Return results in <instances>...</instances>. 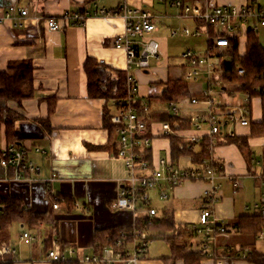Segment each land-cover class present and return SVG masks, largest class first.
<instances>
[{
  "label": "crops",
  "instance_id": "0c3cea01",
  "mask_svg": "<svg viewBox=\"0 0 264 264\" xmlns=\"http://www.w3.org/2000/svg\"><path fill=\"white\" fill-rule=\"evenodd\" d=\"M173 1L125 0L130 7L149 10L156 25L155 30L144 36V39L156 40V56L149 60L151 66L149 62L147 68L130 69L136 83L135 100L148 105L147 111L141 110L138 114L146 121V133L150 134L152 162L161 157L168 158L170 154L169 137L160 135L162 122L170 123L175 136H207L206 130H196L191 125L174 127L170 122L172 114L169 105L157 99L167 79H185L188 65L182 58V52L186 49L203 52L207 46L204 35L206 27L191 16H177L180 10ZM182 1H198L210 6L242 5L249 0ZM121 2L122 0H0L3 8L11 3L28 10L26 16L19 17V23L14 17L0 21V71H4L11 60L30 59L33 65V93L31 97L21 99L20 103L11 99L0 100V106L4 112L7 110L14 116L15 141L27 150L28 158L39 167V172L30 180L18 181L11 179V168L0 164V197L15 196L21 200L25 209L44 213L46 217L35 229L11 223L7 227V234H0V244L6 243L15 248V254L9 257L12 264H52L47 258V250L52 247L54 240L59 243L62 253L68 245H73L74 252L68 256L74 260L84 255L102 253V249L95 252L94 233L101 229L126 227L132 222L133 215L130 211L111 207L119 188L127 184V170L123 161L115 155V149L105 146L110 139L103 116L106 101L88 95L87 77L83 69L88 56L111 68L126 69L125 49L115 44V37L124 32V19L118 15H102L98 12L100 8L111 10ZM256 3L262 5L259 0ZM66 10L84 13L85 23L64 24L61 16ZM47 16L58 18L62 27L49 29L45 24ZM257 25L259 41L264 46V24ZM183 28L197 29L201 34H185ZM245 43V33L239 34L240 52L245 50ZM175 54L182 59L181 62L170 61V57L176 56ZM221 59L228 60V57ZM217 73L216 70L215 77L218 79ZM186 81L191 95L199 94L207 85L203 76ZM213 95H225L220 102L215 101L216 109L223 113L234 110L246 98V94L238 91L236 84L232 82L224 86L221 83L219 86L215 85ZM236 96H240V99L236 100ZM189 99L176 102L180 108L179 116L185 119L206 109L203 101L191 103ZM250 101L251 120L257 121L261 114L259 99L253 98ZM107 107L110 113L117 110L114 101L109 102ZM249 127L227 124L223 130L233 128L234 134L246 135L250 131ZM116 138L117 136L114 137ZM248 141L254 156L261 155L264 136L249 137ZM7 143L5 126L2 125L0 152ZM198 148V144L194 146L195 150ZM212 152L222 164L217 178L221 186V197L215 210L224 217L228 227L227 235L220 238L219 245L246 248L247 238L235 230L233 232L229 226L241 215L257 213L253 203L260 198V182L250 175L249 167L235 144L215 145ZM173 163L190 165L189 156L180 155ZM52 173L57 177L47 182L45 179ZM230 173L238 175L241 180V187L236 191L232 189L227 177ZM206 186L201 180H185L169 191L165 200L154 197L153 205L158 212L164 206L170 208L176 222H193L197 219L201 196ZM54 196L62 198L57 208L52 206ZM63 198L70 199L71 203L68 204ZM74 202L78 205H74ZM86 206L87 211L84 209ZM139 215H134L137 223L140 222ZM13 224L16 231L11 234ZM23 231L31 233L33 238L20 239ZM255 247L264 252V229L262 237L256 238ZM168 255V246L165 249L153 246L147 251L145 264H183L181 259L166 260ZM76 263L91 264L79 260ZM201 263L215 264V261L206 258ZM221 264L252 263L243 258L227 257L222 259Z\"/></svg>",
  "mask_w": 264,
  "mask_h": 264
},
{
  "label": "built area",
  "instance_id": "2783aa9c",
  "mask_svg": "<svg viewBox=\"0 0 264 264\" xmlns=\"http://www.w3.org/2000/svg\"><path fill=\"white\" fill-rule=\"evenodd\" d=\"M173 4L180 10L177 16H191L206 27L207 46L203 52L186 49L182 57L186 60L188 71L184 75L186 80H197L204 77L206 87L198 96H192L191 103L203 101L206 104L205 111L191 114L188 119L191 127L196 130H206L210 143L214 142L217 135H233L232 129L223 130L224 126L248 125L251 117L249 108L250 98L247 95L243 103L237 105L234 110L219 112L215 107L213 99V88L220 85L221 80L215 77L218 71L216 58L210 53V48H221L227 44V38L211 36L208 25H215L224 28L231 33H245L247 28L257 30V24H264V6L258 5L256 0H249L242 5L217 4L203 5L201 2L183 3L182 0H174ZM98 12L102 15H118L124 19V32L115 37V44L121 45L126 53V83L127 94L124 98L116 100L117 110L111 113L110 121L116 125L117 150L115 155L119 157L127 170V184L119 188L111 207L114 209H125L132 213V222L129 226L118 228L115 232L106 234L102 244V253L84 255L78 260L90 262L91 264H145L148 245L151 239L149 226L153 223L158 214L157 208L153 205L154 197L165 200L168 192L185 180H201L207 184L201 196V203L197 219L187 223L194 229L198 238V249L207 258L221 264L222 259L231 258L230 245H219L220 238L227 235L228 227L224 217L217 214L215 206L220 198V183L217 181L219 171L222 167L214 162V154L193 161L190 157V165H182L170 162L167 158H159L156 162H150L143 158L141 147L149 148L151 138L146 135V121L138 114L133 106L136 93L135 77L130 69H144L149 66L151 57L156 56V40L153 38L144 39L147 33L155 30L156 25L153 15L149 10L140 7H130L125 0H122L115 8L109 10L100 8ZM28 10L25 7H17L14 4L0 6V21L14 17L19 23V17L26 16ZM61 19L64 24H84L86 16L78 11H64ZM45 24L49 29L62 27L61 21L54 16H47ZM185 34L199 35L197 29L189 30L183 28ZM175 33V30L172 31ZM212 41L213 44H209ZM237 73H245L242 67L237 68ZM172 116L179 115L180 108L174 101L167 103ZM141 108L147 111L148 105L142 102ZM160 135L169 136L175 134L169 122H162ZM189 149L197 145L202 135H177ZM213 145V144H212ZM0 164L5 168H11L12 180H30L33 175L39 172L36 166L27 156V150L16 141L8 142L0 152ZM260 164V162H255ZM258 171L250 173L260 182L259 200L253 203L257 214L264 217V164L258 167ZM57 176L50 174L45 180L50 182ZM227 177L234 191L241 187V180L238 175L227 174ZM64 199V198H63ZM62 198L54 196L53 208L59 206ZM74 205H78L74 202ZM86 211L88 207L84 208ZM140 214V224L137 223L134 215ZM262 232L258 238L262 237ZM28 231H23L20 239H32ZM218 249H224L227 253H218ZM74 252V246L62 251L59 243L54 240L51 248L47 250V258L51 263L77 262L68 255ZM15 254L12 245L0 244V260H6ZM234 256V255H233ZM243 257L244 254L242 253ZM235 258V257H232Z\"/></svg>",
  "mask_w": 264,
  "mask_h": 264
},
{
  "label": "trees",
  "instance_id": "16d2710c",
  "mask_svg": "<svg viewBox=\"0 0 264 264\" xmlns=\"http://www.w3.org/2000/svg\"><path fill=\"white\" fill-rule=\"evenodd\" d=\"M208 31L211 36H221L227 38V44L217 49L210 48V53L217 60L218 77L221 84L235 83L236 89L242 93H247L250 100L258 98L260 102V119L249 121L250 131L246 135H217L214 142L210 143L209 136H203L198 143V150L189 149L186 144L177 136L169 135L170 154L167 158L173 162L180 155H188L193 161L210 155L215 145L233 143L239 149L247 166L249 173H255L253 167L260 168L264 164V150L261 155L254 156L253 148L248 139L249 137L264 136V46L260 43L256 30H246L245 50H239V33H231L226 29L219 28L215 25H208ZM209 44H213L208 40ZM228 57V60H222V57ZM242 67L245 71L243 75L237 73V68ZM83 69L87 77V91L91 97L103 98L106 101L104 112V123L109 129L110 139L105 145L113 147L115 153L117 150L116 125L110 121L111 113L107 104L124 98L127 94L126 72L122 69H114L106 66L95 58L88 56L84 63ZM33 65L30 59L11 60L4 71H0V100H14L20 103L23 98L31 97L33 93L32 85ZM192 96L188 90L187 81L183 78H169L164 82V89L157 99L168 103L171 101L179 102ZM133 106L137 112L142 108L137 100L133 101ZM251 111V101L249 102ZM170 122L177 128L189 127V119L179 115L170 117ZM5 126V135L7 142L15 141L14 134V116L7 110L4 112L0 106V127ZM233 130V128H232ZM234 131V130H233ZM150 137V134L146 133ZM114 139V140H113ZM143 158L152 163L150 149L141 147ZM214 162L221 164L215 156ZM257 157V158H256ZM260 164H255V162ZM221 170V168H220ZM236 175V174H235ZM258 179V178H257ZM259 180V179H258ZM221 197V196H220ZM68 204L70 199H64ZM46 219L45 214L33 210L25 209L19 198L15 196L0 197V234H7V227L11 223H20L30 229H35ZM140 224V222H139ZM121 228V227H118ZM115 229H101L94 233L93 241L95 252L102 249V244L106 234L115 232ZM229 228L243 234L246 240V248H231L232 257L243 258L252 264H264V252L255 247V240L260 232L264 229V217L259 214L241 215L230 224ZM149 232L152 239L163 240L168 248L169 255L166 260L181 259L183 264H202L201 261L206 259V255L198 249V238L193 228L187 223L176 222L173 218V211L170 208L162 207L155 217L153 223L149 226ZM218 253H227L224 249H218ZM244 254L242 257L241 254ZM234 255V256H233ZM0 264H12L9 257L6 260H0ZM52 264H78L76 262H62Z\"/></svg>",
  "mask_w": 264,
  "mask_h": 264
},
{
  "label": "rangeland",
  "instance_id": "374dc122",
  "mask_svg": "<svg viewBox=\"0 0 264 264\" xmlns=\"http://www.w3.org/2000/svg\"><path fill=\"white\" fill-rule=\"evenodd\" d=\"M260 1V3L262 4V5H264V0H259ZM176 51H178V50H176ZM176 55V54H175ZM227 57V56H226ZM171 59H170V61H172V62H174V63H178V62H181L182 61V59L179 57V56H172V57H170ZM183 58V57H182ZM152 64H154V62L152 61ZM150 66H151V61H150ZM186 69L184 68V71H185ZM246 94V96L248 95L247 93H245ZM223 96H225V95H222V96H217V95H213V99H214V101H216V102H220L221 101V99L223 98ZM249 96V95H248ZM249 98H250V96H249ZM240 99V96H236V100H239ZM255 101V100H254ZM16 227H15V225L13 224V226L11 227V229H10V232H11V234H14L15 233V231H16V229H15ZM233 230V229H232ZM233 232H234V230H233ZM153 246H160V249L162 248V249H165V247L167 246V244L163 241V240H161V239H150V242H149V245H148V249L149 250H151L152 248H153Z\"/></svg>",
  "mask_w": 264,
  "mask_h": 264
},
{
  "label": "water",
  "instance_id": "95a60500",
  "mask_svg": "<svg viewBox=\"0 0 264 264\" xmlns=\"http://www.w3.org/2000/svg\"><path fill=\"white\" fill-rule=\"evenodd\" d=\"M247 30H249V28H247Z\"/></svg>",
  "mask_w": 264,
  "mask_h": 264
}]
</instances>
